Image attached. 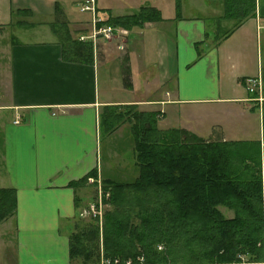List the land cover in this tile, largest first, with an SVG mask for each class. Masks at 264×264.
<instances>
[{"label":"crops","instance_id":"crops-1","mask_svg":"<svg viewBox=\"0 0 264 264\" xmlns=\"http://www.w3.org/2000/svg\"><path fill=\"white\" fill-rule=\"evenodd\" d=\"M86 1L0 0V189L17 198L15 214L0 224V264H78L70 239L80 213L99 202L104 181L139 176L133 122L108 130V111L158 112L160 130L202 138L212 118H245L258 105L247 82L264 75V0L236 28L221 0H181L179 15L178 0H96L105 21L159 13L130 30L124 50L91 38ZM64 30L92 42V62L66 59ZM181 115L197 128L182 129Z\"/></svg>","mask_w":264,"mask_h":264},{"label":"trees","instance_id":"trees-1","mask_svg":"<svg viewBox=\"0 0 264 264\" xmlns=\"http://www.w3.org/2000/svg\"><path fill=\"white\" fill-rule=\"evenodd\" d=\"M221 1L235 28L256 13V0ZM180 8L178 0V15ZM158 14L144 10L105 24L132 30ZM60 32L66 59L92 62V42ZM127 119L133 122L139 176L131 183L103 182L111 209L102 228L97 219L78 225L70 239L72 261L100 264L103 253L111 260L143 257L144 264H264V120L262 140L252 143L162 131L158 112L135 108L108 111L106 127L114 130ZM221 207L234 216L227 218ZM16 208V191L0 189V224Z\"/></svg>","mask_w":264,"mask_h":264},{"label":"rangeland","instance_id":"rangeland-1","mask_svg":"<svg viewBox=\"0 0 264 264\" xmlns=\"http://www.w3.org/2000/svg\"><path fill=\"white\" fill-rule=\"evenodd\" d=\"M179 3L181 5L182 1L179 0ZM227 29L229 30V28H227ZM132 38L134 40L139 38V34L137 31L133 32ZM259 63H260V71H261V73H263L264 72V44H262V47H260ZM261 80H262L263 90H262L261 94H256L258 97H264V75H263V79L261 78ZM256 102L258 104L256 106V110L244 111L245 115H246L245 118H243V116L242 117L231 116V117H227V118H221L219 116L216 118H212L206 124V126H203L204 129L201 130L202 133L200 132L199 135H201L202 138H204V139H210V138H214V137H218V136H223L224 138L227 139L226 142H232V141H244V142H252V143L258 142L260 139L263 138L264 98H263V100H261V101L258 100ZM185 110H186L185 108H182L181 111H185ZM232 110H228V112L231 113ZM235 111L237 112L238 115H241V112H243V109H242V107H239L238 109L235 108ZM246 120H248V121L245 122ZM229 121H230V124H228ZM242 122H245V123H242ZM179 124H180V127L182 129H193V128L195 129V128H197V126L194 125V123L191 122V120H188L187 118H185V115L184 116L181 115V119L179 121ZM241 126H244L246 128V129H244L245 131L240 130L242 128ZM126 146L128 147L127 144H126ZM104 147H107V146L105 145ZM113 147L115 150L114 153H117V152H119L118 149L121 146H119L118 144L115 143L113 145ZM127 154L129 157L130 156L132 157L135 154V151L133 152L132 149H130V147H129L127 149ZM117 180L118 181H124V180H121V178L120 179L117 178ZM126 181L134 182L135 180H134V178H132L130 176L129 179ZM94 183L96 184L97 180ZM95 192H96V190H95ZM98 192H99L98 196H101V198L103 200L102 202L104 204L102 207L101 215L97 218L88 216V217L84 218L83 221L88 222V224H92V222H94V220L92 221V219H97V220H99V225L101 227L102 223H103L104 214L107 210H110L111 207L104 203L105 200L109 197V195H107V197L104 196L103 186H101L100 189L98 188ZM96 200H97V198H95V202H98V201L100 202L99 199L97 201ZM90 207H91V205L87 209H89ZM221 210L227 218H232L234 216V212L232 210H228L224 207H221ZM7 227H11V223L8 225L1 226V228H7ZM163 249H164V247L159 248V250H163ZM102 255H103V253H102ZM102 255H101L100 264H102L104 259H107L106 257H103ZM134 262H135V264H144V261L140 262V261H138V259L136 261L134 260Z\"/></svg>","mask_w":264,"mask_h":264},{"label":"built area","instance_id":"built-area-1","mask_svg":"<svg viewBox=\"0 0 264 264\" xmlns=\"http://www.w3.org/2000/svg\"><path fill=\"white\" fill-rule=\"evenodd\" d=\"M80 9L83 12H91L93 14V34L91 38L96 41L98 38H102L106 41H117L118 48L120 50H124L127 43L129 42L130 30L121 27H115L112 25L105 24V20L99 17L97 8H96V0H87L84 4L81 5ZM82 40L84 37L81 38ZM247 89L251 94H261L263 90L262 80L261 78H252L247 82ZM259 101L263 100L262 97L258 98ZM16 123H20V118L16 121ZM91 183H94L95 180L90 179ZM102 198L100 202L94 203L91 205L89 209L81 212L80 216L82 218H86L88 216L97 218L101 215L103 202ZM138 261H144L143 257L138 258ZM102 264H134L132 260L121 261L120 259H104Z\"/></svg>","mask_w":264,"mask_h":264}]
</instances>
